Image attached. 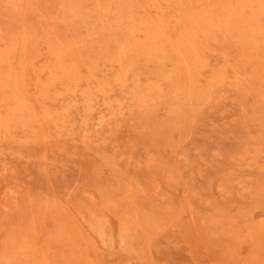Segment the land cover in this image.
I'll return each instance as SVG.
<instances>
[{
  "label": "rangeland",
  "instance_id": "374dc122",
  "mask_svg": "<svg viewBox=\"0 0 264 264\" xmlns=\"http://www.w3.org/2000/svg\"><path fill=\"white\" fill-rule=\"evenodd\" d=\"M0 264H264V0H0Z\"/></svg>",
  "mask_w": 264,
  "mask_h": 264
}]
</instances>
